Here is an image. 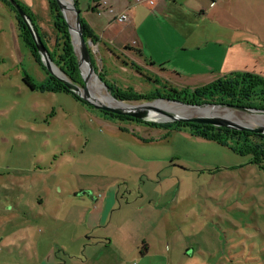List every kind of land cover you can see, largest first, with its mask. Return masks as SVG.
I'll list each match as a JSON object with an SVG mask.
<instances>
[{"label": "rangeland", "instance_id": "rangeland-1", "mask_svg": "<svg viewBox=\"0 0 264 264\" xmlns=\"http://www.w3.org/2000/svg\"><path fill=\"white\" fill-rule=\"evenodd\" d=\"M17 1L49 33L48 1ZM212 9L208 26L264 45V0H223ZM89 41L102 85L103 69L122 91L149 96L144 70L123 69ZM24 75L35 83L47 76L0 1V264H264V164L185 129L105 119L70 93L31 90ZM80 75L83 82L81 67ZM160 100L184 103L120 101ZM208 105L264 126V114L233 107L247 105L196 107ZM96 205L99 217L90 214Z\"/></svg>", "mask_w": 264, "mask_h": 264}, {"label": "crops", "instance_id": "crops-1", "mask_svg": "<svg viewBox=\"0 0 264 264\" xmlns=\"http://www.w3.org/2000/svg\"><path fill=\"white\" fill-rule=\"evenodd\" d=\"M221 1L208 7L203 0H155L153 6L134 0L76 4L106 58L124 61L123 69L133 63L152 78L151 84L161 78V83L196 87L237 71L264 76V45L245 32L222 35L207 25L213 21L209 10ZM120 14L126 15L125 22H117ZM102 209L96 205L90 214L99 217Z\"/></svg>", "mask_w": 264, "mask_h": 264}, {"label": "trees", "instance_id": "trees-1", "mask_svg": "<svg viewBox=\"0 0 264 264\" xmlns=\"http://www.w3.org/2000/svg\"><path fill=\"white\" fill-rule=\"evenodd\" d=\"M0 1L9 6L10 9L15 13V20L17 23L19 37L30 49L34 60L46 71L47 74L45 79L40 83H35L30 76L24 75L23 82L25 83V85L31 90L38 89L40 91L54 92L64 91L70 93L74 96V98L87 104L91 108H94L74 92L68 90L63 85V83L57 79V77L48 72L42 61L40 53L35 47V43L33 41L31 33L29 32L24 21L17 13L14 6L11 4L10 0ZM12 1L17 4L24 12L26 18L31 24L34 33L41 40L53 64L56 65L66 75L70 82L76 85L83 86L78 66L79 60L71 41L67 22L63 17V14L56 0H47L52 19L49 33L43 32L41 28L36 26L35 18L26 6H24L17 0ZM91 1L95 3L98 0ZM74 5L76 7L75 2ZM79 20L81 25V32L85 41L91 40V42L96 43V38L93 37L86 29L85 22L83 18H81L80 14ZM51 40L53 41L52 43ZM90 56L91 61H93L91 53ZM122 64L124 65L125 62L123 61ZM131 66V68L141 74V68L133 65V63L131 64ZM98 77L106 84L109 93L117 100L122 101H137L142 98L154 99L158 97L173 100L177 99L183 101L184 103L196 106L205 104L225 105L227 103H234L247 105L248 107L256 106L257 108L264 110V76L250 72H231L218 77L206 84L196 87H177L170 82L165 81L161 83L160 79H157L153 83V87L151 88V90H149L148 97H145L141 94H134L129 91H122L119 85H117V81L113 80L109 82L105 79L103 69L102 72L98 73ZM149 79L151 80L152 78L147 76L146 80L149 81ZM97 111L100 112V115L105 119L113 120L119 123L144 124L157 128H163L167 131L185 129L188 130V132L193 136L214 141L239 153L250 154L251 162L253 164L259 166H262L264 164V133H255L251 131L189 121L150 123L131 117L129 115L114 114L101 109H97Z\"/></svg>", "mask_w": 264, "mask_h": 264}, {"label": "water", "instance_id": "water-1", "mask_svg": "<svg viewBox=\"0 0 264 264\" xmlns=\"http://www.w3.org/2000/svg\"><path fill=\"white\" fill-rule=\"evenodd\" d=\"M11 4L14 6V8L16 9L17 13L19 14V16L21 17V19L24 21V23L26 24L29 32L32 35L33 41L35 43V47L37 49V51L40 53L41 57H42V61L46 67V69L48 70L49 73H51L52 75H54L55 77H57L58 80H60L63 85L68 89L71 90L72 92H74L76 95H78L80 98H82L84 101H86L87 103H89L90 105H92L94 108L96 109H101L104 111H108L114 114H119V115H129L131 117L137 118V119H141L143 117H146L147 115L149 116L150 112H156V113H160L161 115L164 116L163 119L159 120V121H163V122H173V121H180V122H198V123H205V124H210V125H214V126H220V127H229V128H234V129H239V130H245V131H251V132H255V133H264V126H247L244 124H241L227 116H202V115H196V116H179L173 112H170L168 110L159 108L153 104H139V105H131L128 103H124L120 100H117L115 97H112L113 100L122 103L123 106H111L108 104H104L101 102H97L94 99L91 98L90 93L88 92L87 89V80L85 78H83V86L80 85H76L72 82H70L68 80V78L66 77V75L56 66L53 64V62L51 61V59L49 58L41 40L39 39V37L36 36V34L34 33L31 24L29 22V20L26 18L24 12L22 11V9L15 4L12 0H10ZM62 14H63V8H62V3L60 0H56ZM63 17L66 20L65 15L63 14ZM67 22V20H66ZM76 25L74 27L70 26V24L67 22L68 25V30L70 33V36H72V29L75 30L76 34H77V40H78V44H79V48L81 51V59L78 63L79 66V70H80V65L81 63H85L87 64L88 68H89V72L94 74L93 71V66L91 64V56L90 53L88 51V43H90L89 40L85 41V39L83 38L82 32H81V25H80V20H79V13L76 12ZM72 39V37H71ZM73 44V42H72ZM54 69H56L57 71H59V74H57ZM103 86L107 89V86L105 83H103ZM178 102L179 104L184 105V103L180 102V101H175ZM213 106V105H210ZM214 106H218V105H214ZM190 107H196V105H190ZM236 109H240V110H245V111H249V112H259L261 114H264V110L261 109H257V108H248V107H243V106H233ZM158 120V119H156Z\"/></svg>", "mask_w": 264, "mask_h": 264}, {"label": "bare ground", "instance_id": "bare-ground-1", "mask_svg": "<svg viewBox=\"0 0 264 264\" xmlns=\"http://www.w3.org/2000/svg\"><path fill=\"white\" fill-rule=\"evenodd\" d=\"M60 1L62 3V8H63V12L65 16L67 17V19L71 20L73 23L75 20V11L73 10V7L71 5V0H60ZM75 25L76 23L74 22V26ZM72 35L75 39V42H77L78 40L76 41L77 34L75 30L72 31ZM76 48H78V46H76ZM80 67H81L84 78L87 80V89L92 99H94L97 102H101V103L108 104L111 106H118V107L123 106L122 103H119L112 99V97L108 94L105 87L99 82L96 76L89 72V68L87 64L81 63ZM54 71L57 74H59V71H57L56 69H54ZM153 105L159 108L168 110L170 112H173L179 116H196V115L227 116L231 119H235L241 122L249 121L251 119L247 117L246 115H242V114L240 115V114L232 112L230 109H226L224 107H219V106L208 105V106H202V107H189V106L179 104L178 102H175V101H162V100H160L159 102L155 101ZM149 116L153 119H158V120H161L164 118L163 115H161L160 113H156V112H150ZM262 119L264 121V117Z\"/></svg>", "mask_w": 264, "mask_h": 264}, {"label": "built area", "instance_id": "built-area-1", "mask_svg": "<svg viewBox=\"0 0 264 264\" xmlns=\"http://www.w3.org/2000/svg\"><path fill=\"white\" fill-rule=\"evenodd\" d=\"M135 3H138V4H147L149 6H153L154 5V2L155 0H134ZM127 19L126 15L125 14H120V15H117L116 17V20L117 22H125Z\"/></svg>", "mask_w": 264, "mask_h": 264}]
</instances>
